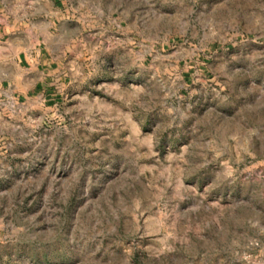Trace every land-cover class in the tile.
I'll use <instances>...</instances> for the list:
<instances>
[{
    "label": "rangeland",
    "instance_id": "1",
    "mask_svg": "<svg viewBox=\"0 0 264 264\" xmlns=\"http://www.w3.org/2000/svg\"><path fill=\"white\" fill-rule=\"evenodd\" d=\"M58 7L69 89L0 105V264H264V0Z\"/></svg>",
    "mask_w": 264,
    "mask_h": 264
},
{
    "label": "crops",
    "instance_id": "2",
    "mask_svg": "<svg viewBox=\"0 0 264 264\" xmlns=\"http://www.w3.org/2000/svg\"><path fill=\"white\" fill-rule=\"evenodd\" d=\"M18 1L0 0V105L9 98L55 105L71 84L64 63L69 21L58 0H34L22 16L8 11Z\"/></svg>",
    "mask_w": 264,
    "mask_h": 264
}]
</instances>
